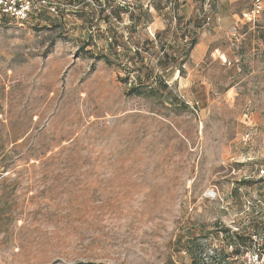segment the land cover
Returning <instances> with one entry per match:
<instances>
[{
	"label": "rangeland",
	"instance_id": "374dc122",
	"mask_svg": "<svg viewBox=\"0 0 264 264\" xmlns=\"http://www.w3.org/2000/svg\"><path fill=\"white\" fill-rule=\"evenodd\" d=\"M50 1L0 17V264H252L264 0Z\"/></svg>",
	"mask_w": 264,
	"mask_h": 264
},
{
	"label": "built area",
	"instance_id": "2783aa9c",
	"mask_svg": "<svg viewBox=\"0 0 264 264\" xmlns=\"http://www.w3.org/2000/svg\"><path fill=\"white\" fill-rule=\"evenodd\" d=\"M102 2L105 7V1L102 0ZM120 2L121 5L126 4V1L124 0ZM43 8H48L50 11L55 13L58 12V6L50 0H0V15L6 14L22 21L27 20L30 15L42 10ZM262 11V0H256L254 8L249 12L243 13V22L247 24L255 22L261 15ZM259 176L264 177L263 167L259 170ZM234 229L238 231L237 228ZM215 253L216 250H212V254ZM215 255L217 256V254ZM215 255L211 256L213 257ZM244 258L252 264H264V233H257L252 236V247L251 249H247L244 254Z\"/></svg>",
	"mask_w": 264,
	"mask_h": 264
},
{
	"label": "trees",
	"instance_id": "16d2710c",
	"mask_svg": "<svg viewBox=\"0 0 264 264\" xmlns=\"http://www.w3.org/2000/svg\"><path fill=\"white\" fill-rule=\"evenodd\" d=\"M95 2L97 3V4H99L100 5V11L101 12H104V5H103V3H102V1L101 0H95ZM107 7L109 8H112L113 10H114V12H116V11H119V10H121V8L119 7V6H116V7H114L113 5H107ZM48 11H50L48 8H43L42 10H40V11H38V12H35L34 14H32V15H30L29 16V18L27 19V20H29L30 18H37V19H39L40 21H42V22H47V13H48ZM3 16H7V17H11V16H9V15H6V14H4V15H0V17H3ZM46 18V19H43V18ZM11 18H13V17H11ZM195 43H196V39L195 38H192L191 40H190V45H189V48L187 49V54L189 53V51H190V49L191 48H193V46L195 45ZM162 53H163V55H162V57L160 58V62L161 61H164V60H167V59H171V58H177L176 57V55H171L166 49H165V47H163V49H162ZM98 58L99 59H104L106 62H110V58L109 57H107L106 55H98ZM142 64H144V63H142ZM160 85L163 87V88H167V85L165 84V82H164V80H161L160 82ZM129 93L130 94H137V95H139V94H141L142 92L140 91V89H139V86H137V85H130V87H129ZM240 238H242L241 236H240ZM242 240V244H245V241H243V239H241ZM194 242H192V243H188V245H189V252L191 253V255L193 256V255H195L196 253V251H197V249H198V246L196 245V244H193ZM236 247H238V248H241V247H243L244 248V246L243 245H236ZM235 252H237V253H239L240 251H239V249H236V251ZM211 260H212V257L210 258ZM194 260H196V258L194 257Z\"/></svg>",
	"mask_w": 264,
	"mask_h": 264
}]
</instances>
